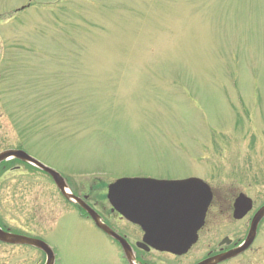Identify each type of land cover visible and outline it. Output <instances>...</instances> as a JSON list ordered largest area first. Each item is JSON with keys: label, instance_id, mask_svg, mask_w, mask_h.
I'll return each instance as SVG.
<instances>
[{"label": "rangeland", "instance_id": "rangeland-1", "mask_svg": "<svg viewBox=\"0 0 264 264\" xmlns=\"http://www.w3.org/2000/svg\"><path fill=\"white\" fill-rule=\"evenodd\" d=\"M0 71V152L26 150L79 193L93 177L199 176L222 131L264 128V0H0ZM17 165L0 172V220L60 264L119 263L46 173Z\"/></svg>", "mask_w": 264, "mask_h": 264}, {"label": "flooded vegetation", "instance_id": "flooded-vegetation-1", "mask_svg": "<svg viewBox=\"0 0 264 264\" xmlns=\"http://www.w3.org/2000/svg\"><path fill=\"white\" fill-rule=\"evenodd\" d=\"M225 133L227 132L222 131L219 140L212 142L215 144L214 149L216 148V154L219 156L217 157L221 159L220 163L216 162V168L214 167L210 173L209 169H205L204 166L202 168V175L204 174V176H196L208 184L212 199L205 215L202 217L200 226H193L189 229V237L195 239V242L185 254L176 255L171 252H160L151 246L153 234L144 231L141 226L130 222L116 209V205L122 206V204L116 196H109V185L113 181L93 179L87 184L82 185L84 190L80 193L76 190L79 186L75 187L74 183L70 180H67V183L71 192L80 196L100 215L104 223L130 243L136 255V264H162L161 261L151 262L144 257L152 251L178 257L180 260L176 264H197L206 258L238 248L244 243L257 208L264 204V128L256 129L254 127L253 129L241 131L242 135L239 138L233 137V132L228 134L229 136ZM13 148L20 147L15 146ZM226 155L233 157L234 161L228 163L222 162L228 160L225 159ZM209 156H206L207 159H209ZM232 163L233 165L231 166ZM17 164L19 165L15 166L17 167L16 169L27 165L21 161H18ZM3 166L6 167L7 164ZM120 189L117 188L115 190L116 195L122 193ZM24 191L29 192L27 189ZM59 195L65 199L62 194L59 193ZM237 200L252 204V209L240 219L234 218L233 215L234 204ZM122 201H125V199L122 198ZM257 202H260L261 205L257 204ZM67 203L73 206L80 216L87 218L100 230L94 220L77 203L68 201ZM40 209V207H37L36 211ZM195 215L199 214L195 213ZM0 226L3 230L11 233L38 237L32 234L35 232L29 230L27 227L6 225L2 220H0ZM263 227L264 218L260 221L256 238L250 246L237 256L219 264H255L251 260L253 259L251 256L255 250H258L260 244L259 241H256ZM100 231L107 236L110 243L116 245L120 253L119 263L129 264L124 258L121 243L104 231ZM53 251L55 253L54 264H60V260L54 249ZM4 257H8L9 261L3 259ZM46 260V252L39 248L21 242H5L0 240V264H45Z\"/></svg>", "mask_w": 264, "mask_h": 264}, {"label": "water", "instance_id": "water-1", "mask_svg": "<svg viewBox=\"0 0 264 264\" xmlns=\"http://www.w3.org/2000/svg\"><path fill=\"white\" fill-rule=\"evenodd\" d=\"M14 157L31 163L47 172L67 199L80 204V206L93 217L96 224L101 229L120 241L127 259L131 264H134L135 257L128 242L104 224L100 216L82 199L68 190L66 180L59 172L41 163L22 149H9L0 152V162ZM199 182H201V180L198 178H187L175 181L124 178L112 184L111 188L126 187L130 191L135 189L137 191L135 194L132 192H126L124 194L128 199L132 197V203L128 204L124 209L119 208L121 212L131 221L141 225L148 233L153 234L151 240L153 241L152 246H154V248L161 251L183 254L188 251L191 242L194 240L191 241L185 238L188 229L195 225L194 219L196 218H194L195 215L193 216V213L201 211V216L199 218L202 219V216L205 214L211 202L210 191H202L200 194L197 193L196 190L191 189V187L196 186ZM250 208V204L243 206V202L240 200L237 201L235 204V216L237 218L241 217L243 211L246 212ZM263 216L264 205L255 214L244 245L226 254L209 257L198 264H217L246 249L254 240L257 225ZM200 224L201 220L199 222L197 221L196 226L198 227ZM0 239L8 242H26L39 247L48 252L49 258L47 264L53 263V255L51 256L50 252H52V250L50 246L40 239L8 233L1 228Z\"/></svg>", "mask_w": 264, "mask_h": 264}, {"label": "trees", "instance_id": "trees-1", "mask_svg": "<svg viewBox=\"0 0 264 264\" xmlns=\"http://www.w3.org/2000/svg\"><path fill=\"white\" fill-rule=\"evenodd\" d=\"M0 172H1V170H0Z\"/></svg>", "mask_w": 264, "mask_h": 264}]
</instances>
